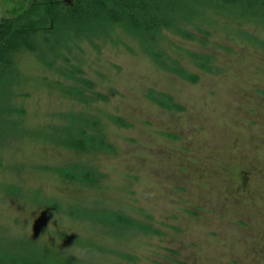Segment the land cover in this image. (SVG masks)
<instances>
[{
	"label": "rangeland",
	"instance_id": "1",
	"mask_svg": "<svg viewBox=\"0 0 264 264\" xmlns=\"http://www.w3.org/2000/svg\"><path fill=\"white\" fill-rule=\"evenodd\" d=\"M29 1L0 0V22ZM224 22L203 43L159 38L196 78L163 70L121 29L66 43L54 67L14 55L15 81H0V250L20 243L29 257L53 248L94 264H264V48L243 32L264 30ZM188 51L218 68L199 69ZM161 94L179 108L157 104ZM73 116L97 123L80 135L101 133L110 146L64 145ZM73 166L95 170L97 183L67 179ZM105 207L155 233L103 226L83 210ZM27 239L36 250H24Z\"/></svg>",
	"mask_w": 264,
	"mask_h": 264
},
{
	"label": "trees",
	"instance_id": "2",
	"mask_svg": "<svg viewBox=\"0 0 264 264\" xmlns=\"http://www.w3.org/2000/svg\"><path fill=\"white\" fill-rule=\"evenodd\" d=\"M223 20L225 22L222 25L227 29L231 25L240 29L244 24H253L254 28L264 30V0H71L69 4L64 0H30L24 13L0 22V81L10 79L4 85L8 88L9 84L15 81L17 68L14 55L19 51H29L40 62L51 67L55 57L61 56V48L66 47V43L75 40L108 39L117 29L137 40L142 49L163 70L181 77L196 78L182 69L175 59L169 57L158 45L159 38L162 37L163 31H168L185 40L203 43L209 35L208 28ZM243 32L249 37L244 39L252 43L258 42L260 47L264 48V37L252 35L250 31L246 33V30ZM188 56L203 71H214L218 68L213 55L188 51ZM77 70L75 69V72ZM71 77L75 81L74 84L85 82L73 75ZM68 88L81 97V89L74 86ZM155 101L164 107L179 108L164 94ZM75 117H71L68 122L71 124L67 129L72 135L68 134V137L61 141L64 145L86 151L106 149L110 146L101 133L91 131L80 135L86 131L87 124L94 128L97 123L86 117ZM81 124L83 126L80 127ZM64 170L67 179L83 184L93 185L100 177L95 170L81 166ZM86 209L83 210L93 218L92 222L102 223L103 226L114 229L135 227L142 233H155L149 222L131 218L117 210L107 211L106 207L91 209L92 211ZM19 244L10 251L8 248L0 250V264H94L72 258L53 248L44 250L41 247L36 250L35 242L27 239L24 250L36 247V251L31 250L35 255L29 257L31 254L21 253L23 247Z\"/></svg>",
	"mask_w": 264,
	"mask_h": 264
}]
</instances>
